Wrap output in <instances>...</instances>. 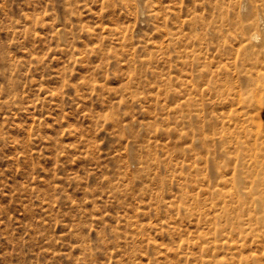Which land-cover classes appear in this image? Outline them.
<instances>
[{"label":"rangeland","instance_id":"rangeland-1","mask_svg":"<svg viewBox=\"0 0 264 264\" xmlns=\"http://www.w3.org/2000/svg\"><path fill=\"white\" fill-rule=\"evenodd\" d=\"M246 3L0 0V264H264Z\"/></svg>","mask_w":264,"mask_h":264},{"label":"bare ground","instance_id":"bare-ground-1","mask_svg":"<svg viewBox=\"0 0 264 264\" xmlns=\"http://www.w3.org/2000/svg\"><path fill=\"white\" fill-rule=\"evenodd\" d=\"M247 1L248 0H231L232 4L238 6L239 9H244L247 5V3H246ZM250 11L251 12L249 14V16H250L249 20H253L255 13H254L253 9H251ZM252 25H253V23L250 22V23H247L245 26L251 27ZM248 37H249L248 39L250 40L249 41L250 44H252L251 41L260 40V35L257 32L250 34ZM261 41H262V44L260 46L249 45V47H241V49L239 51L240 53L243 54V57L240 59L241 63L239 64V67H238L237 62H234L233 63L234 67L233 66L232 67L234 68L233 70H235V71L229 70V72H230V75L232 76L231 79H232V82H234L233 85L235 87H237V83L234 81L233 75L238 73L240 79H241V77L243 79V80L241 79L242 84L244 85L243 87L248 89L251 93L262 97V99H263V97H264V60L259 58L255 61H252V60L247 59L246 56L244 57V54L248 53L249 50H254L255 54L262 55V53H264V37L259 42H261ZM236 57H237V55H236ZM248 66H250V67L247 68ZM231 72H234V73L231 74ZM254 145H255V148L258 145L260 148L264 147L262 142L261 143L258 142V138L255 140ZM253 156H254L255 162H259L260 157H262V154L255 152ZM249 201L252 202L253 209L256 208L257 205L262 206L264 208V200H262V199H256V200H252V201L249 200ZM254 201L257 202V204Z\"/></svg>","mask_w":264,"mask_h":264}]
</instances>
